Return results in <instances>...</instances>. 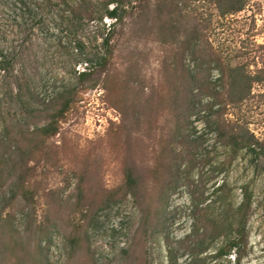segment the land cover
I'll use <instances>...</instances> for the list:
<instances>
[{"label":"rangeland","instance_id":"obj_1","mask_svg":"<svg viewBox=\"0 0 264 264\" xmlns=\"http://www.w3.org/2000/svg\"><path fill=\"white\" fill-rule=\"evenodd\" d=\"M125 1L0 0V264H264V155L206 123L245 69L224 118L264 144V0Z\"/></svg>","mask_w":264,"mask_h":264},{"label":"trees","instance_id":"obj_2","mask_svg":"<svg viewBox=\"0 0 264 264\" xmlns=\"http://www.w3.org/2000/svg\"><path fill=\"white\" fill-rule=\"evenodd\" d=\"M193 1H202V2H210L217 6L218 10L223 16L227 14H234L237 12L242 11L246 6V0H193ZM114 6L112 10H109V6ZM126 6L125 0H107L106 4V16L110 19L115 20L118 22L121 20V12H123ZM110 32V31H109ZM104 46L107 48L104 57L101 59V63L104 62L107 65L110 60L112 59L114 49L109 46L110 39L108 36L103 41ZM87 64V63H86ZM88 66V64H87ZM90 69L84 70L82 73H79L80 78H86L89 76L87 72ZM255 79H253L245 69L242 68H235L231 69L228 74L225 75V84L226 87L224 90V100L222 101L221 108L217 112H213L214 103L208 106H202L204 109H208L213 112L212 120H207V124L213 126V129L218 132V138L222 140L226 147L232 149L233 154H238L240 151H246L247 153L254 155L263 154L264 155V144L260 143V141L254 137L247 128H242L240 125H235L232 121L225 119V112L227 111L228 107H237L239 104L245 100L250 91L249 88L251 87L252 83ZM74 94H64L61 95L62 97V107L59 113L54 116V122L51 125L43 128L41 130V134L44 137L51 136L58 132V127L56 124L59 123L62 118L66 115L67 112L70 111L72 107V100L71 98L74 97ZM213 95V94H212ZM214 96V95H213ZM193 97V95H192ZM223 99V98H222ZM193 101V102H192ZM201 102H194L193 99H189V106L191 108H197L198 104ZM197 111V110H196ZM211 118V117H210ZM259 150L260 153H257ZM126 181L127 186L132 191L137 189V179L135 178L133 171L129 170L126 174ZM22 191L27 192V189L24 187V183H22ZM223 186H219L216 191H221ZM250 203V199L248 197L245 198L243 204L239 208V212H244V207L248 206ZM244 214V213H243ZM243 228L239 229L241 232ZM204 242V241H202ZM201 253L203 254L206 249L203 248V243L199 245ZM238 243H231L230 248L237 247Z\"/></svg>","mask_w":264,"mask_h":264}]
</instances>
